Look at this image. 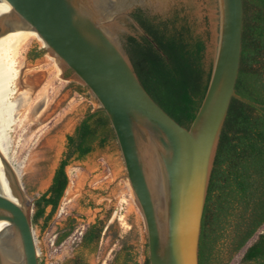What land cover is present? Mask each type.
Returning a JSON list of instances; mask_svg holds the SVG:
<instances>
[{"label": "water", "instance_id": "95a60500", "mask_svg": "<svg viewBox=\"0 0 264 264\" xmlns=\"http://www.w3.org/2000/svg\"><path fill=\"white\" fill-rule=\"evenodd\" d=\"M171 1L155 10L143 2L120 6L121 0H0V38L34 31L46 52L62 70L72 71L108 117L144 222L149 264H199L209 179L230 103L237 99L262 113L264 105L235 90L243 0H206L212 65L190 127L179 125L151 98L124 48V22L151 40L131 13L139 8L164 19ZM30 209L0 153V264H39Z\"/></svg>", "mask_w": 264, "mask_h": 264}, {"label": "trees", "instance_id": "16d2710c", "mask_svg": "<svg viewBox=\"0 0 264 264\" xmlns=\"http://www.w3.org/2000/svg\"><path fill=\"white\" fill-rule=\"evenodd\" d=\"M244 24L236 93L264 105V0H243ZM131 16L151 40L143 35L126 36L124 48L133 69L151 98L179 125L189 128L204 98L211 68L203 60L206 42L189 38L185 26L171 19L149 16L135 9ZM80 93L89 96L79 84ZM68 157L54 172L47 190L34 201L33 226L45 229L57 213L69 185L66 168L83 161L95 150L116 144L106 114L97 107L87 111L74 133L67 135ZM49 212L47 213V210ZM96 218L83 230L73 257L66 264H89L111 217ZM55 244L63 243L75 230V220ZM112 229L113 225H108ZM264 113L232 99L219 138L204 206L199 264H264ZM114 237L118 234L115 232ZM39 264H44L39 260ZM109 264H149L129 236L120 243Z\"/></svg>", "mask_w": 264, "mask_h": 264}, {"label": "rangeland", "instance_id": "374dc122", "mask_svg": "<svg viewBox=\"0 0 264 264\" xmlns=\"http://www.w3.org/2000/svg\"><path fill=\"white\" fill-rule=\"evenodd\" d=\"M164 19H171L178 25L185 26L189 38L193 41L201 39L206 42L203 64L206 70L211 68L212 55L208 54L211 25L206 0H172ZM124 28L127 31L123 35L124 39L129 35H140L128 21L124 22ZM31 41L42 45L35 38H31L17 47L16 64L19 69L24 64L26 48ZM43 61L45 64L39 66L41 72L31 73L32 78L38 79L42 87L32 103L34 92L27 95L16 114L15 126L8 133L10 149L7 160L17 173L19 182L31 202V217L35 199L50 185L64 150L65 135L72 131L74 125L87 111H94L98 107L90 94L89 96L76 94L48 123L59 103L69 99V90L64 91L60 101L53 105L52 111L44 115L37 110L38 101H47L46 106L49 107L56 95L67 85V81L72 78L63 80L62 69L50 54L47 53ZM14 87L19 91L20 80L15 82ZM66 171L69 185L57 213L53 215L45 229H42V220L33 226L38 259L44 264H66L73 257L75 243L78 242L80 233L96 218L104 219L106 213L112 210L111 216L114 214V217L109 224H113V228L108 236L101 240L97 253L89 256V264H108L113 251L118 248L114 240L115 232L122 237L129 236V242L137 246L140 260H143L146 250L145 226L137 205L132 203L133 196L126 181L118 146L112 143L104 149L95 147L94 152L85 160L73 161ZM118 216L124 217L126 224L123 220L120 224ZM71 219L75 220V230L57 246L55 241L66 231ZM260 232H264V226ZM240 259L241 255L236 256L231 264H240Z\"/></svg>", "mask_w": 264, "mask_h": 264}, {"label": "bare ground", "instance_id": "6f19581e", "mask_svg": "<svg viewBox=\"0 0 264 264\" xmlns=\"http://www.w3.org/2000/svg\"><path fill=\"white\" fill-rule=\"evenodd\" d=\"M117 1L118 0H113V2ZM121 1L122 2L119 3L120 6L124 5L125 3L143 2L155 10L162 8L169 2V0ZM31 38H35L37 41L42 43V40L37 36V34L34 31L28 29L18 30L0 38V153L6 160L10 149L8 133L11 131V129H13L12 127L15 126L16 114L24 103V91L27 87H29V83L27 82L22 83V85L19 87V91H16L14 87V84L18 79L16 67L17 47L21 43ZM208 54H210L209 47ZM15 95H18L17 98H13ZM13 171L17 180L19 181L17 173L14 169ZM132 203L136 204L134 197H132ZM3 229L4 226L0 224V231Z\"/></svg>", "mask_w": 264, "mask_h": 264}, {"label": "flooded vegetation", "instance_id": "af4514ba", "mask_svg": "<svg viewBox=\"0 0 264 264\" xmlns=\"http://www.w3.org/2000/svg\"><path fill=\"white\" fill-rule=\"evenodd\" d=\"M46 56H47V52L46 50L44 49L43 45H40V44H37V43H34L33 41L29 42V44L27 45V48H26V52H25V56H24V64L20 66V69L17 67V73H18V80H20V86L22 85V83H29V87H27L24 91V102L26 100V97L27 95L31 94L34 92L33 94V98H31V103L32 101L34 100V97L36 95V93L39 91V89L42 87L41 83L39 82L38 79H33L32 77V74L31 73H40L41 72V69L39 66H41L42 64H45L43 59H46ZM61 76L63 78V80H65L66 78H72L71 80L67 81V85L63 87L62 89V92H59L56 97L53 99V102L52 104L47 107L46 106V102H44V100H39L38 103V107H37V110L39 113H42L43 112V115L45 113H49L52 111L53 109V105L60 101L61 99V96L62 94L64 93V91L66 90H69V99L66 101V100H62L58 107L56 108V111H54L52 117L49 119L48 123H50L57 114H59L60 110H63L66 102L68 101H71L73 99V96L78 94V95H81L80 93V89H79V84L78 81L74 78L73 74H72V71L70 69H64L62 70L61 72ZM47 80V79H46ZM87 113V112H86ZM86 113L85 115L83 116L82 119H80L73 127L72 131L68 134L65 135V142H64V150L62 151L61 153V156H60V160L55 168V170L57 169V167L59 166L60 162L62 160H65L67 157H68V149H67V135H71L72 133H74L75 129L77 128V126L79 125V123L85 119L86 117ZM54 170V172H55ZM54 175V173H53ZM114 217V214L111 216V218L108 220L107 222V226L105 227L103 233H102V238L101 240L108 236V234L110 233V231L112 229L109 228L108 225H113V224H109L110 221L112 220V218ZM117 220L120 222V224H122V219H120V216L117 217ZM123 222L126 224V219L123 218ZM113 228V226H112ZM83 232L80 233V237H79V240L78 242L80 241V238L82 236ZM71 236V235H70ZM69 236V237H70ZM127 237V236H119L117 238L114 237V240H115V243L118 244V248H119V245L120 243L124 240V238ZM101 242V241H100ZM76 245V243H75ZM117 248V249H118ZM116 249V250H117ZM114 250L113 253L116 251ZM113 253H112V256H113ZM111 256V258H112ZM111 260V259H110ZM109 260V261H110ZM109 261H108V264H109Z\"/></svg>", "mask_w": 264, "mask_h": 264}, {"label": "built area", "instance_id": "2783aa9c", "mask_svg": "<svg viewBox=\"0 0 264 264\" xmlns=\"http://www.w3.org/2000/svg\"><path fill=\"white\" fill-rule=\"evenodd\" d=\"M123 218H124V217L120 216V219H122V220H123Z\"/></svg>", "mask_w": 264, "mask_h": 264}]
</instances>
